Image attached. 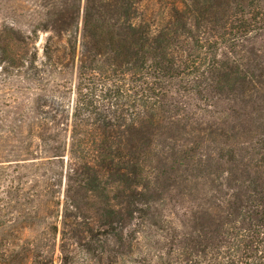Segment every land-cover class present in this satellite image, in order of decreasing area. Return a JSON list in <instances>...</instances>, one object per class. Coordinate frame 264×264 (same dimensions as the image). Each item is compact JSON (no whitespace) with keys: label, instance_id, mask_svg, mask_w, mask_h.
Returning <instances> with one entry per match:
<instances>
[{"label":"trees","instance_id":"16d2710c","mask_svg":"<svg viewBox=\"0 0 264 264\" xmlns=\"http://www.w3.org/2000/svg\"><path fill=\"white\" fill-rule=\"evenodd\" d=\"M8 1L0 230L38 200L62 264H264V0Z\"/></svg>","mask_w":264,"mask_h":264},{"label":"rangeland","instance_id":"374dc122","mask_svg":"<svg viewBox=\"0 0 264 264\" xmlns=\"http://www.w3.org/2000/svg\"><path fill=\"white\" fill-rule=\"evenodd\" d=\"M0 3L2 12H6L9 1L0 0ZM148 7L151 13L155 12L159 16H166L167 9L163 4L153 2ZM183 101L188 105L189 110L202 111V114H207L208 116L211 114H215V116L222 115L227 111V106L224 102H218L211 107L194 97L184 98ZM20 175L22 180H26L30 174L28 172H20ZM32 185L33 183L28 188L32 187ZM163 187L167 190L165 202L169 211L168 184L163 183ZM28 188L26 187V190ZM25 204L18 209L22 211L20 220L4 230H0V264H62L60 233L55 234L49 223L44 222L39 217H33L35 212L43 211L42 203L37 200L32 203L25 202ZM14 212L17 214L15 209ZM45 212H47L46 209ZM52 221L53 223L54 221L57 222L54 217L49 219V222ZM58 227L60 228V224Z\"/></svg>","mask_w":264,"mask_h":264}]
</instances>
